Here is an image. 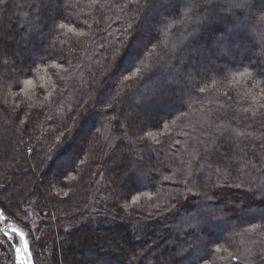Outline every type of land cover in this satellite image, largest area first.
I'll return each instance as SVG.
<instances>
[{"label":"trees","instance_id":"1","mask_svg":"<svg viewBox=\"0 0 264 264\" xmlns=\"http://www.w3.org/2000/svg\"><path fill=\"white\" fill-rule=\"evenodd\" d=\"M0 213L33 264H264V0H0Z\"/></svg>","mask_w":264,"mask_h":264},{"label":"snow or ice","instance_id":"2","mask_svg":"<svg viewBox=\"0 0 264 264\" xmlns=\"http://www.w3.org/2000/svg\"><path fill=\"white\" fill-rule=\"evenodd\" d=\"M249 6V0H229V7L230 8H239V9H246ZM2 215V214H0ZM6 223V221L4 222ZM0 231L3 232L5 237L9 236V233H11L14 237L19 239L20 244L23 246V250L27 254L28 252V239L26 234L21 231L19 228L12 224H8L7 228L4 229L3 227H0ZM21 248L17 247L16 252L19 254L21 252ZM17 259L19 260V255L17 256ZM22 264H27V258L22 262Z\"/></svg>","mask_w":264,"mask_h":264},{"label":"rangeland","instance_id":"3","mask_svg":"<svg viewBox=\"0 0 264 264\" xmlns=\"http://www.w3.org/2000/svg\"><path fill=\"white\" fill-rule=\"evenodd\" d=\"M1 214V213H0ZM0 227H3L4 229H6L7 228V225L4 223V216L3 215H0ZM22 231V230H21ZM0 234H3V232L2 231H0ZM4 235V234H3ZM8 238H14V236L11 234V233H9V236H8ZM16 238V237H15ZM17 240H18V238H16ZM19 241V240H18ZM19 247H21V249H22V252L23 253H25V251L23 250V246L20 244V242H19V245H18ZM17 246V247H18ZM15 249H16V247H15ZM15 249H14V253H15V257H16V262L18 263V261H17V253H16V251H15ZM19 264V263H18ZM20 264H21V261H20Z\"/></svg>","mask_w":264,"mask_h":264},{"label":"water","instance_id":"4","mask_svg":"<svg viewBox=\"0 0 264 264\" xmlns=\"http://www.w3.org/2000/svg\"><path fill=\"white\" fill-rule=\"evenodd\" d=\"M10 240L12 241V239H10ZM18 245H19V241H18ZM18 245H15L14 244V247H17ZM25 258H27V264H33L32 263V257H31V253H30L29 246H28V252H27V254L22 252V261H24Z\"/></svg>","mask_w":264,"mask_h":264},{"label":"bare ground","instance_id":"5","mask_svg":"<svg viewBox=\"0 0 264 264\" xmlns=\"http://www.w3.org/2000/svg\"><path fill=\"white\" fill-rule=\"evenodd\" d=\"M18 240H19V239H18ZM18 247H19V246H18ZM16 248H17V247H16ZM20 248H21V247H20ZM15 251H16V249H15ZM16 253H17V252H16ZM18 255H19V258H20V259H19V260L17 259V261H18L19 264H20V261H21V264H22V262H23V261H22V250H21V252H20L19 254H17V256H18ZM18 263H17V264H18Z\"/></svg>","mask_w":264,"mask_h":264}]
</instances>
